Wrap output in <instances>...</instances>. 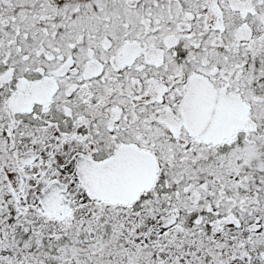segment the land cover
Masks as SVG:
<instances>
[{"label": "snow or ice", "instance_id": "obj_1", "mask_svg": "<svg viewBox=\"0 0 264 264\" xmlns=\"http://www.w3.org/2000/svg\"><path fill=\"white\" fill-rule=\"evenodd\" d=\"M0 264H264V0H0Z\"/></svg>", "mask_w": 264, "mask_h": 264}]
</instances>
